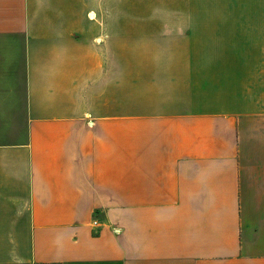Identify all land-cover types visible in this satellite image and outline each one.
Listing matches in <instances>:
<instances>
[{"label": "crops", "instance_id": "crops-1", "mask_svg": "<svg viewBox=\"0 0 264 264\" xmlns=\"http://www.w3.org/2000/svg\"><path fill=\"white\" fill-rule=\"evenodd\" d=\"M109 5L0 0V264H264V1L130 86Z\"/></svg>", "mask_w": 264, "mask_h": 264}, {"label": "rangeland", "instance_id": "rangeland-1", "mask_svg": "<svg viewBox=\"0 0 264 264\" xmlns=\"http://www.w3.org/2000/svg\"><path fill=\"white\" fill-rule=\"evenodd\" d=\"M264 0H110V7L104 16L111 19V49L124 51L126 58L121 59L124 69L121 82L130 86L135 81V52L163 51L181 49L183 42L169 37L170 33H179L188 28L186 23L193 21H245L251 5V13H256V3ZM197 26L192 25L191 28ZM214 28L206 25L203 29ZM208 30V31H209ZM168 33L167 35H165ZM201 37L202 41L192 42L191 49H217L222 42ZM172 39V40H171ZM241 39V38H240ZM231 40V39H230ZM242 42H236L234 48L245 50ZM139 59V57H138ZM137 59V60H138ZM159 59L158 61H160ZM118 66L112 52V68Z\"/></svg>", "mask_w": 264, "mask_h": 264}]
</instances>
